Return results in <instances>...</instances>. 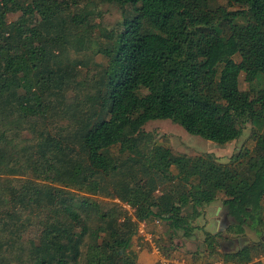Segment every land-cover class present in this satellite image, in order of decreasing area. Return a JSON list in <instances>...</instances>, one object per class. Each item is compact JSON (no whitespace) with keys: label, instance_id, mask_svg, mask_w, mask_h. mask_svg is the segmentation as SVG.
<instances>
[{"label":"trees","instance_id":"16d2710c","mask_svg":"<svg viewBox=\"0 0 264 264\" xmlns=\"http://www.w3.org/2000/svg\"><path fill=\"white\" fill-rule=\"evenodd\" d=\"M101 1L117 6L124 18L121 29L109 35L113 43L103 50L108 64L96 85L94 106L84 115L89 122L76 136L89 173L80 171L77 182L72 181L76 184L70 186L63 181L72 180L73 171L57 164L71 162L76 168L72 154L50 158L46 151L36 152L44 149V143L22 147L12 136L27 125L34 128L36 119L44 117L34 118L37 113L55 108L53 100L70 84L55 51L73 35L82 44L83 37L72 31H88L91 25L83 16L69 13L81 0H0V264H82L89 229L83 227L81 234L75 229L81 222L87 225L94 214L100 223L92 235L104 243L87 250L85 263L138 264L128 251L139 223L167 221L190 235L203 208L221 193L228 232L262 234L264 89L257 95L242 91L240 74L249 85L264 81V64L256 62L257 55H264V0H228L234 11L212 10L210 0ZM17 13L19 20L8 23V16ZM166 120L220 146L238 141L249 123L260 130L252 134L254 148L236 154L228 165L213 154L192 158L175 156L169 149L157 156L161 161H133L141 167L130 175L137 177L140 172L150 187L140 191L125 183L116 195L135 213L128 215L121 205L102 212L86 193L92 192L97 174L118 173L124 167L110 150L120 146L122 152L134 154L144 127ZM36 153L40 161L35 164ZM166 167L169 175L170 168L177 170L172 177L178 181L176 189L168 177H157L166 175ZM29 168L40 172L36 177L41 175L45 183L14 185L15 180L6 177ZM160 183L169 184L171 191L164 189L157 197ZM35 213L44 216L40 217L44 230L40 237L25 240L24 228L33 226ZM212 237L208 235L205 242L211 239L209 248L215 253L218 248ZM92 251H97L98 259L90 257ZM263 252L262 238L231 259L234 264H263Z\"/></svg>","mask_w":264,"mask_h":264},{"label":"rangeland","instance_id":"374dc122","mask_svg":"<svg viewBox=\"0 0 264 264\" xmlns=\"http://www.w3.org/2000/svg\"><path fill=\"white\" fill-rule=\"evenodd\" d=\"M219 7H226L230 11L236 10L230 7L228 0H210V9L216 10ZM69 13L71 16H83V19L91 25L88 31H72V34L78 33V38L83 37L82 44H79L73 35L68 39L69 42L67 44L55 51L56 54H59L57 61L60 67L64 69L63 71H67L66 80L68 84L70 82L69 87L66 92L60 94L58 100H53L51 106H55V108L49 107L52 109L51 111L40 112L34 116V118H37L39 114H44V117L40 116L36 119L38 121L34 128L27 125L28 127L22 128L16 137H12L15 138L16 144L22 147H37L39 144L44 143V149H36V152L40 150L46 151L50 154V158L52 156L58 157L60 155L66 156L72 154L73 160L77 161L75 162L76 168L74 169L71 162L64 163V161H60L61 163L58 164L55 162L58 167L73 171L70 174L72 180L68 181L67 178V180L63 181L64 184L72 186V184H76V175L80 171L89 173L88 161L80 153V143L76 136L89 122L88 118L84 115L89 112V108L94 106L93 102L96 99H94L93 94L98 81L101 79L103 70L108 64L103 50L112 45L114 39L110 38L109 35L110 33L116 34L121 29L120 24L123 22L124 16L117 6L105 4L101 0H81L79 5L73 7ZM20 16V13L10 14L8 16V23L17 22ZM70 21L69 23L72 22ZM67 30L71 32L72 27L68 26ZM235 60L239 62L240 58L237 56ZM256 62L260 65L264 64V55H257ZM57 66H54L56 72L58 71ZM240 88L242 91H249L251 94L257 95L264 89V81L249 85L245 80V75L241 73ZM242 130L243 135L238 141L226 146H220L201 137L189 134L183 127L174 124L170 120L151 122L144 127L142 140L138 143L134 154L130 151L122 152L120 146L110 150L111 155L124 167L118 173L112 172L108 175L104 173L103 175L97 174L90 186L92 192H87L86 195L93 200L94 204L96 203L100 206L99 209L102 212L109 211V208L114 205H121L128 211V215L132 216L136 209L126 203H121L116 195L117 189L125 183H131L132 186L140 189V191H145L150 187V181L140 174V172L137 171V177L130 175V173H135L137 168L141 167L139 165L136 167L133 161H161L158 157H161L163 151L169 149L175 156L186 155L192 158L205 154H213L219 163L228 165L230 164V159L236 154L243 150L254 148L255 141L252 134L256 133L260 128L249 123ZM48 137L53 141H46ZM152 149L155 150V154L153 152L151 154ZM39 159L40 154L36 153L35 164L40 161ZM29 169L25 173L21 170L23 171L21 174H15V176L6 175V177L14 179V185H24V182L25 185H28L27 181H34L35 184L45 183L41 175L40 177H36L40 172L31 171L32 168ZM170 174L167 168L166 175L159 173L157 177L164 180L170 179V183L172 181V188L176 189L178 181L172 179L177 174L176 168H170ZM152 177H155L154 174L151 175ZM55 186H60V184L57 183ZM170 188L169 184L164 186L160 183L155 195L160 197L164 189L171 191ZM82 196L85 195L81 194ZM224 200L225 196L221 193L217 201L203 208L200 216L194 221V227L190 235H185L182 230L174 229L170 222L153 219L152 223H149L144 229L145 233L154 237L151 238V241H145V233L141 226L145 222L139 223L138 232L133 237L128 255L135 258L138 264H152L155 259L151 253L153 246H155L154 250H157L156 253H160L158 254L159 257L165 258L164 261L160 259L155 264H234L233 259H231L232 255L244 246L261 242L262 237H264V230L262 234H258L252 230H248L246 235L229 233L230 222L222 207ZM220 208L221 211L219 212ZM25 212L34 213L32 210H26ZM40 217L35 213L32 218L33 226L28 225L24 228L27 229L26 234H24L25 240L29 238L36 239L38 235L40 237V234H42L44 227L40 223ZM95 217L96 215L94 214L88 220L87 225L81 222L75 229L77 234H81L85 226H88L89 229L87 239L84 240L85 246L82 247L83 254L80 259V263L82 264H86V258L88 259L87 250L91 246L98 245V243L103 245L104 243L103 238L97 240L96 236L92 235V232L98 228L97 226L100 223ZM225 218L228 222L226 228L223 229L222 222L225 221ZM39 223L40 226H38ZM208 235L213 236L212 238L215 236L214 239L218 248L215 253H211V248H209L211 239L205 242ZM101 236L103 237L104 233H101ZM230 241H234V245L231 248H227V242L229 243ZM91 254L92 256L90 257H93V259L99 258L97 251H92ZM148 256H152L153 260H151V257L149 260L145 258ZM261 257L260 260L264 264V252L261 254ZM195 259L198 260L197 263H195Z\"/></svg>","mask_w":264,"mask_h":264},{"label":"crops","instance_id":"0c3cea01","mask_svg":"<svg viewBox=\"0 0 264 264\" xmlns=\"http://www.w3.org/2000/svg\"><path fill=\"white\" fill-rule=\"evenodd\" d=\"M152 221H153V220H151V221L149 220L148 222H145V223L141 224L144 233H145V229H144V228L147 227V226L149 225V223H152ZM144 237H145V241H151V238L154 237V236H152V235H150V234H148V233H145ZM154 248H155V246H153V251H152L151 255L154 257L155 260H153V257L150 256V257H151V260L154 261L152 264H155V263L158 262L160 259H161L162 261H164L165 258H161V257H159L158 254H160V253H156V252L154 251ZM151 249H152V248H151ZM142 256H143V255H142ZM150 257L148 256V257H145V258L149 260ZM165 262L168 263L167 260H165Z\"/></svg>","mask_w":264,"mask_h":264},{"label":"flooded vegetation","instance_id":"af4514ba","mask_svg":"<svg viewBox=\"0 0 264 264\" xmlns=\"http://www.w3.org/2000/svg\"><path fill=\"white\" fill-rule=\"evenodd\" d=\"M221 236H223L222 234H221ZM263 239H264V237H262ZM228 245V246H227ZM227 248H231V247H233V245H234V241H230L229 243L227 242ZM226 248V247H225Z\"/></svg>","mask_w":264,"mask_h":264},{"label":"water","instance_id":"95a60500","mask_svg":"<svg viewBox=\"0 0 264 264\" xmlns=\"http://www.w3.org/2000/svg\"><path fill=\"white\" fill-rule=\"evenodd\" d=\"M221 211V208L219 209V212ZM228 220L225 218V221L222 222V226H223V229L226 228V224H227Z\"/></svg>","mask_w":264,"mask_h":264},{"label":"built area","instance_id":"2783aa9c","mask_svg":"<svg viewBox=\"0 0 264 264\" xmlns=\"http://www.w3.org/2000/svg\"><path fill=\"white\" fill-rule=\"evenodd\" d=\"M155 249V248H154ZM155 251V250H154ZM155 252H157V250L155 251Z\"/></svg>","mask_w":264,"mask_h":264}]
</instances>
